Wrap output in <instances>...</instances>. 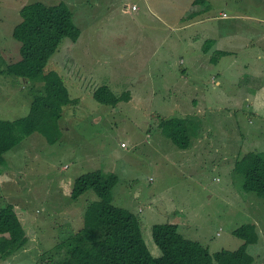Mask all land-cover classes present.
<instances>
[{
  "label": "rangeland",
  "instance_id": "374dc122",
  "mask_svg": "<svg viewBox=\"0 0 264 264\" xmlns=\"http://www.w3.org/2000/svg\"><path fill=\"white\" fill-rule=\"evenodd\" d=\"M35 1L0 0V70L20 60V43L12 32L21 17L14 9ZM55 1L70 9L80 36L75 45L63 40L47 72L57 73L67 86L70 77L65 61L72 56L69 46L73 44L74 57L88 61L94 77L83 81V89L73 93L77 99L64 107L56 142L49 143L35 131L5 154L6 164L0 167L8 176L0 180V206L8 202L16 206L29 239L0 264H40L43 253L77 232L86 204L98 197L88 191L73 200L66 190L77 177L96 170L117 176L112 204L138 217L154 257L161 253L152 240L151 227L172 224L179 217L182 235L211 254L235 251L243 241L233 231L245 224L256 225L258 243L248 246L247 252L253 264H264V198L244 191L242 176L233 173L235 161L244 154L264 153V103L257 112L256 95L246 92L252 75L264 69V60L243 50L247 42L256 41L254 34H246L247 24L254 21L264 27L262 0H208L204 4L214 11L212 17L219 12L232 17L238 12L256 20L225 21L234 32L233 56L230 51L215 50L216 66L194 74L186 50L192 54L199 48V38H191L196 30L179 32L174 26L161 25V0H150L151 16L125 12L137 3L132 0ZM165 1L173 19L190 9L191 0ZM209 23L214 24L212 31L228 26L220 27L218 20ZM192 75L196 79L184 80ZM212 76L220 84L209 82ZM112 79L119 95L132 94L130 104L123 100L111 107L91 97L96 83ZM37 83L26 84L0 73V120L25 117ZM170 117L188 118L195 126L191 148L179 149L159 133V121Z\"/></svg>",
  "mask_w": 264,
  "mask_h": 264
},
{
  "label": "trees",
  "instance_id": "16d2710c",
  "mask_svg": "<svg viewBox=\"0 0 264 264\" xmlns=\"http://www.w3.org/2000/svg\"><path fill=\"white\" fill-rule=\"evenodd\" d=\"M21 21L13 28L12 37L20 43V60L6 65L0 73L24 83L39 82L31 99L29 113L20 119L0 120V166L6 164L5 154L24 137L38 131L49 143L60 136L59 121L63 109L72 99L61 77L47 72V65L60 49L63 40L76 42L79 28L65 3L47 5L34 2L19 11ZM226 54L221 52V54ZM47 67V68H46ZM94 99L107 106L129 100V94H114L108 86L93 92ZM188 118H164L158 127L179 149L191 145L195 129ZM233 173L243 178V189L264 198V153L248 152L237 159ZM118 182L114 174L104 175L96 170L77 177L70 198L77 200L93 191L97 201L86 204L82 227L63 237L54 248L41 255L40 264H253L247 248L258 243L257 226L245 224L233 231L243 241L235 251L221 250L211 254L199 242L186 239L176 224H155L151 227L154 244L160 251L154 257L141 232L138 217L128 209L112 204V191ZM12 203L0 206V260L5 261L25 247L26 228Z\"/></svg>",
  "mask_w": 264,
  "mask_h": 264
},
{
  "label": "crops",
  "instance_id": "0c3cea01",
  "mask_svg": "<svg viewBox=\"0 0 264 264\" xmlns=\"http://www.w3.org/2000/svg\"><path fill=\"white\" fill-rule=\"evenodd\" d=\"M132 1L137 2V3L132 4V5L137 6V10L133 12L130 9V7L132 6L131 5L126 11L124 10L125 12H132V13H135L136 15H138L139 12L148 13L150 16L153 14L152 4L150 0H132ZM253 1H256V0H253ZM35 2H42L48 5L56 4L55 0H37ZM207 2L208 0H191L190 9L187 12H183L182 14L179 13L175 17V19H173L168 14V12L170 11L169 3H167L165 0H161V6H160L161 25H163L166 28H168V26H174L179 32L185 31L188 28H194L196 30L194 36H192L191 38H196V37L199 38L200 40L199 48L196 51H194V53L192 54H189V50H186L187 54L189 55L188 59L190 63L188 62V64H189V67L192 68L193 74L195 73L196 70L200 68L205 69V68L216 66L217 61L213 56L214 55L213 51L215 50L220 49L219 50L220 52H225V53H227V51H230V54H232L231 56H233L234 54L233 50L236 48L234 44V37H233L234 32L229 31L228 29L229 25L226 24L225 21H233V22L238 23L243 20H246V21L252 20V19L256 20L255 19L256 17L253 18L252 16H249V15L242 16L240 14H237L238 12H236V15L233 14L232 17H229V16L224 17L222 12H219L216 17H212V12L214 11H212L207 6H204V4ZM200 5L201 7H198ZM262 7L264 8V0H262ZM21 8L22 7L18 6L16 7V9H14V11L18 12L19 14V11L21 10ZM215 20H218V22H220L219 24L220 27H226V25H228L227 28L224 30L212 31L214 24L213 23L210 24L209 22H212ZM263 29L264 27L256 26L254 24V21L251 24H247L246 34H254L256 41L254 43L253 41L250 40L249 42H247L246 46L243 45L244 52L255 57V59H259V60H264V46L261 47L262 43L264 42V30ZM75 43L76 42H74L73 44L75 45ZM73 44L69 46V48L71 49V55H72L70 56V58L72 60L68 58L65 61V63L68 64L65 66V68H67V74H69V77H70V81L68 80V83L66 84L67 86L65 87L68 91L69 97L72 100L77 99L76 97H73L74 91L83 89V86L81 85V83L83 81H86L87 79L92 80L94 77L91 66L88 64V61L82 62L81 60H77L74 57V53H73L74 48L72 47ZM85 47L87 48L88 46L85 45ZM222 48H223V51L221 50ZM139 50L142 51L143 48H140ZM250 50L253 51L252 54H250ZM120 58H123V55H120ZM166 59H167V56H166ZM180 63L183 64L185 63V61L181 59ZM245 65H247V63ZM79 69H81L82 71L81 74H80ZM263 71L264 69H260V72L252 75L254 76L251 79L253 82L248 83L246 85L247 86L246 92L256 95L254 97L257 98L256 100L257 105H258L257 112L261 110L262 108L259 106V104L264 103V73ZM193 79H196V77H193L192 75L190 78H185L184 80L190 82ZM216 79L217 77L212 76L211 80L209 79V82L215 81V85L220 84V82L217 81ZM205 80L208 82V77H206ZM254 83L256 84L253 85ZM112 84H113V79L108 81L106 84H103L101 82L96 83L94 87L90 89L91 97H93V92L96 88L100 86H104V85L108 86L114 94L119 95L113 88ZM193 88H194V91L197 90V87L193 86ZM132 100H133V96L132 94H129V101L127 100L128 102H125L124 104H130ZM252 100L254 101V99ZM157 129L159 130V133L163 135L158 126H157ZM193 144L190 145V148L193 146ZM4 171L5 170L2 169V167H0V180L1 181L3 180L5 176H8V174H4ZM148 181L152 183L153 180L150 178ZM70 190L71 188L66 190L67 195H69ZM14 208H16V206ZM171 222L172 224H176L178 226V230L181 233V224L179 222V217H178V220H172Z\"/></svg>",
  "mask_w": 264,
  "mask_h": 264
},
{
  "label": "built area",
  "instance_id": "2783aa9c",
  "mask_svg": "<svg viewBox=\"0 0 264 264\" xmlns=\"http://www.w3.org/2000/svg\"><path fill=\"white\" fill-rule=\"evenodd\" d=\"M136 9H137V7H136V6H134V5L131 7V10H132V11H135ZM223 16L225 17L226 15H225V14H223Z\"/></svg>",
  "mask_w": 264,
  "mask_h": 264
},
{
  "label": "clouds",
  "instance_id": "9594fccd",
  "mask_svg": "<svg viewBox=\"0 0 264 264\" xmlns=\"http://www.w3.org/2000/svg\"><path fill=\"white\" fill-rule=\"evenodd\" d=\"M132 6H133V5H132ZM132 6H131V7H132ZM134 6H136V5H134ZM131 7H130V9H131ZM128 8H129V7H128ZM128 8H125L124 10L126 11ZM136 10H137V9H136ZM136 10H135V11H136ZM133 12H134V11H133Z\"/></svg>",
  "mask_w": 264,
  "mask_h": 264
}]
</instances>
